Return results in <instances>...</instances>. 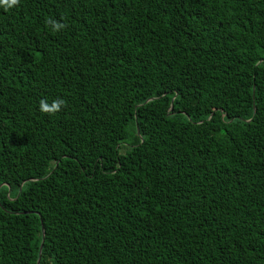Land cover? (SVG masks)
Instances as JSON below:
<instances>
[{
    "label": "trees",
    "instance_id": "trees-1",
    "mask_svg": "<svg viewBox=\"0 0 264 264\" xmlns=\"http://www.w3.org/2000/svg\"><path fill=\"white\" fill-rule=\"evenodd\" d=\"M38 251L264 264V0L0 6V264Z\"/></svg>",
    "mask_w": 264,
    "mask_h": 264
},
{
    "label": "clouds",
    "instance_id": "clouds-1",
    "mask_svg": "<svg viewBox=\"0 0 264 264\" xmlns=\"http://www.w3.org/2000/svg\"><path fill=\"white\" fill-rule=\"evenodd\" d=\"M19 4V0H0V6H3L5 11L11 9ZM51 25L53 32H58L67 27L66 24L56 22L54 20L47 21ZM66 106V101L62 98L55 99L51 104L46 100H41L39 102V110L42 113L53 115L61 110L62 107Z\"/></svg>",
    "mask_w": 264,
    "mask_h": 264
},
{
    "label": "water",
    "instance_id": "water-1",
    "mask_svg": "<svg viewBox=\"0 0 264 264\" xmlns=\"http://www.w3.org/2000/svg\"><path fill=\"white\" fill-rule=\"evenodd\" d=\"M41 233H42V231H41ZM39 251H40V247H39ZM39 251H38V258L36 260V264H38V260H39Z\"/></svg>",
    "mask_w": 264,
    "mask_h": 264
}]
</instances>
